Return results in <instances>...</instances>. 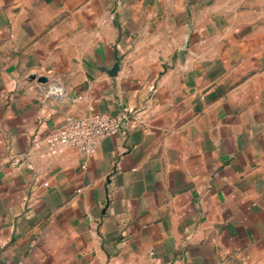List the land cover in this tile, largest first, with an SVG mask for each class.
Returning <instances> with one entry per match:
<instances>
[{"label":"crops","instance_id":"obj_1","mask_svg":"<svg viewBox=\"0 0 264 264\" xmlns=\"http://www.w3.org/2000/svg\"><path fill=\"white\" fill-rule=\"evenodd\" d=\"M90 112L134 128L49 157ZM259 259L264 0H0V264Z\"/></svg>","mask_w":264,"mask_h":264},{"label":"built area","instance_id":"obj_2","mask_svg":"<svg viewBox=\"0 0 264 264\" xmlns=\"http://www.w3.org/2000/svg\"><path fill=\"white\" fill-rule=\"evenodd\" d=\"M52 91L56 97H62L63 92L57 86H53ZM132 124L133 120L127 113L120 117L97 112L82 116L67 115L59 127L48 135L47 154L55 157L64 149H75L83 158H88L104 138L124 136L134 128Z\"/></svg>","mask_w":264,"mask_h":264},{"label":"rangeland","instance_id":"obj_3","mask_svg":"<svg viewBox=\"0 0 264 264\" xmlns=\"http://www.w3.org/2000/svg\"><path fill=\"white\" fill-rule=\"evenodd\" d=\"M231 264H264V259H259L253 263H249L247 261H242V260H234V261H232Z\"/></svg>","mask_w":264,"mask_h":264},{"label":"water","instance_id":"obj_4","mask_svg":"<svg viewBox=\"0 0 264 264\" xmlns=\"http://www.w3.org/2000/svg\"><path fill=\"white\" fill-rule=\"evenodd\" d=\"M117 67H118V66L116 65L115 68H117ZM39 82L44 83V82H45V79H44V78H40V79H39Z\"/></svg>","mask_w":264,"mask_h":264}]
</instances>
